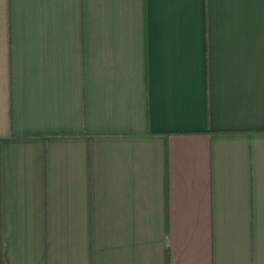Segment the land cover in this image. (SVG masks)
Returning <instances> with one entry per match:
<instances>
[{
	"label": "crops",
	"instance_id": "1",
	"mask_svg": "<svg viewBox=\"0 0 264 264\" xmlns=\"http://www.w3.org/2000/svg\"><path fill=\"white\" fill-rule=\"evenodd\" d=\"M0 264H264V0H0Z\"/></svg>",
	"mask_w": 264,
	"mask_h": 264
}]
</instances>
